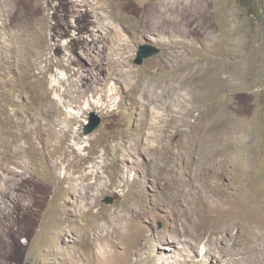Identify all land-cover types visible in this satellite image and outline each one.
Returning <instances> with one entry per match:
<instances>
[{"label":"rangeland","instance_id":"374dc122","mask_svg":"<svg viewBox=\"0 0 264 264\" xmlns=\"http://www.w3.org/2000/svg\"><path fill=\"white\" fill-rule=\"evenodd\" d=\"M0 264H264V0H0Z\"/></svg>","mask_w":264,"mask_h":264},{"label":"bare ground","instance_id":"6f19581e","mask_svg":"<svg viewBox=\"0 0 264 264\" xmlns=\"http://www.w3.org/2000/svg\"><path fill=\"white\" fill-rule=\"evenodd\" d=\"M60 17L61 18H63V14L62 13H60ZM56 32L57 31H62V25H60V26H58L57 28H55L54 29ZM45 44H44V47H45V49L46 50H48L49 48H51V46H52V43H51V40H49V41H46V42H44ZM148 45H151V46H156V45H154V44H150V43H147ZM142 46V45H141ZM141 46H140V48H141ZM43 47V48H44ZM158 54V53H157ZM154 55H156V54H154ZM153 56V55H152ZM145 58H147V57H145ZM145 58H144V60H145ZM187 154V153H186ZM176 155V154H175ZM187 156V155H186ZM220 158L222 161H224V160H227L228 159V157L227 156H225V155H223V153L222 152H219V153H215V155L212 157V158H210V160H212V159H214V158ZM180 160V159H179ZM185 160V159H184ZM181 164V163H180ZM191 167V166H190ZM183 168V169H178V170H175L174 172H172L170 175H166L165 176V180L166 179H170V180H172V181H174L176 184H178V185H180L183 189H186V190H188V193H190L191 192V190L189 189L190 188V186H191V184H192V182L194 181V180H197V181H200L201 180V178L204 176L203 174H199V173H195V174H192L191 173V168ZM252 174H253V171L252 170H250L249 172H248V176L250 177V176H252ZM235 200H237V201H244V200H246L247 201V203L249 204V205H252L253 204V198H252V196L250 195V194H248V193H246V192H241L238 196H237V198L235 199ZM185 213H188V211L185 209ZM252 220V219H251Z\"/></svg>","mask_w":264,"mask_h":264},{"label":"water","instance_id":"95a60500","mask_svg":"<svg viewBox=\"0 0 264 264\" xmlns=\"http://www.w3.org/2000/svg\"><path fill=\"white\" fill-rule=\"evenodd\" d=\"M161 52V49L156 45V46H151L148 44H143L141 48H139V52L137 55V58L135 60L136 63H142L145 57H150L154 54H157ZM102 118L95 112L92 113L89 123L85 125V134L91 133L94 129H96L100 124H101ZM112 197H107L105 199V202L111 203L113 202Z\"/></svg>","mask_w":264,"mask_h":264}]
</instances>
